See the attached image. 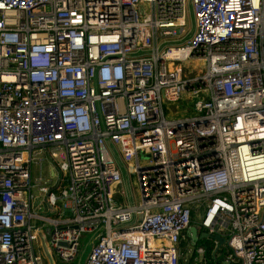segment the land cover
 I'll return each mask as SVG.
<instances>
[{
    "label": "built area",
    "instance_id": "built-area-1",
    "mask_svg": "<svg viewBox=\"0 0 264 264\" xmlns=\"http://www.w3.org/2000/svg\"><path fill=\"white\" fill-rule=\"evenodd\" d=\"M39 232L59 264L83 237V264H264V0H0V264Z\"/></svg>",
    "mask_w": 264,
    "mask_h": 264
},
{
    "label": "rangeland",
    "instance_id": "rangeland-1",
    "mask_svg": "<svg viewBox=\"0 0 264 264\" xmlns=\"http://www.w3.org/2000/svg\"><path fill=\"white\" fill-rule=\"evenodd\" d=\"M186 23L187 24H186V27H185V31H186L187 34L185 36H190V32L193 29V25H194V19H193V15H192L191 11H189V14H188L187 19H186ZM178 43H179V41H176V42H173L171 44L175 45V44H178ZM183 66H186L187 70H189V71H195V70H197V68H199L198 66L201 67L200 64H198V66H197V62L194 61V60H189V61L183 63ZM183 99H184V101H182V103H180V102L164 103V108H165L166 112L170 111L172 113V115H170L171 117L177 116V115H181L183 113L184 109H187L188 112L191 111V110H188L189 109L188 101L185 98H183ZM175 110H178V114H174ZM122 172H123L124 177H126L127 176L126 173L124 171H122ZM43 175H44L45 178H48V173H47L46 170L43 171ZM233 177H235V176L233 175ZM53 180H55V178H53ZM128 181H129V185H130V188H131V191H132V198H128V197H126V199L123 198L122 199L123 202H120V204H123V203L124 204H129L131 201L133 203H135V204L139 202V199H140V196H139V185H138V181H137L136 175H134V174L133 175H129ZM117 193L119 194V192H117ZM200 216H201V214L193 213V215H192L193 222L197 223L200 220ZM198 230L201 231L200 230V226H198ZM201 240H207V242L213 246V242H212L211 239L203 238ZM201 240H199L197 243H199ZM86 241H87L86 237H83L81 239V244H80V255L82 254L81 260L78 257L77 259H75V260H73V261H71L69 263H66V264H83L84 263V260H85L87 254H88V250L90 248L89 245H88L86 247L85 251H84ZM214 248H215V246H213L212 251L214 250ZM83 251H84V253H83ZM221 251H222V247L219 249L218 253H220ZM52 256L54 258V255H52ZM201 257L202 256H200V258ZM42 264H47L45 259L42 261ZM55 264H59L57 260H55ZM209 264H217V263L216 262H211Z\"/></svg>",
    "mask_w": 264,
    "mask_h": 264
},
{
    "label": "water",
    "instance_id": "water-1",
    "mask_svg": "<svg viewBox=\"0 0 264 264\" xmlns=\"http://www.w3.org/2000/svg\"><path fill=\"white\" fill-rule=\"evenodd\" d=\"M48 207L50 208L51 206H48ZM188 232H189L188 237H189L192 245H196L197 242L203 238L217 240L218 244L215 246L214 250L212 251V253H213L212 256L216 253L217 249L221 245H223L225 242L224 237H222L220 235H208L205 232L199 233L198 229L195 225H191L188 228ZM39 240H40L41 248H42V251H43V254H44V257H45L47 264H55L52 253L49 250L48 243L46 242L45 237L42 234V232H39Z\"/></svg>",
    "mask_w": 264,
    "mask_h": 264
},
{
    "label": "trees",
    "instance_id": "trees-1",
    "mask_svg": "<svg viewBox=\"0 0 264 264\" xmlns=\"http://www.w3.org/2000/svg\"><path fill=\"white\" fill-rule=\"evenodd\" d=\"M197 245H198V246H201V245L206 246V248H207V253L213 248V246H212L211 244H209V243L207 242V240H201L199 243H197ZM208 262H209V263H211V262H216V263H217V261L214 260L212 256L209 257Z\"/></svg>",
    "mask_w": 264,
    "mask_h": 264
},
{
    "label": "crops",
    "instance_id": "crops-1",
    "mask_svg": "<svg viewBox=\"0 0 264 264\" xmlns=\"http://www.w3.org/2000/svg\"><path fill=\"white\" fill-rule=\"evenodd\" d=\"M44 259H45V257H44ZM54 259H55V258H54ZM55 260H56V259H55ZM55 260H54V261H55ZM45 261H46V260H45Z\"/></svg>",
    "mask_w": 264,
    "mask_h": 264
},
{
    "label": "bare ground",
    "instance_id": "bare-ground-1",
    "mask_svg": "<svg viewBox=\"0 0 264 264\" xmlns=\"http://www.w3.org/2000/svg\"><path fill=\"white\" fill-rule=\"evenodd\" d=\"M177 54V53H176Z\"/></svg>",
    "mask_w": 264,
    "mask_h": 264
}]
</instances>
